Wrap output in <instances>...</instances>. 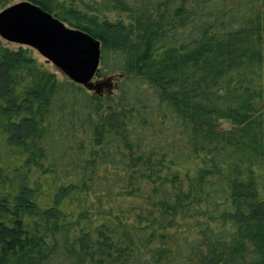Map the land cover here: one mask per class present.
Returning a JSON list of instances; mask_svg holds the SVG:
<instances>
[{"label":"trees","instance_id":"trees-1","mask_svg":"<svg viewBox=\"0 0 264 264\" xmlns=\"http://www.w3.org/2000/svg\"><path fill=\"white\" fill-rule=\"evenodd\" d=\"M28 1L115 87L0 38V264H264V0Z\"/></svg>","mask_w":264,"mask_h":264},{"label":"water","instance_id":"water-1","mask_svg":"<svg viewBox=\"0 0 264 264\" xmlns=\"http://www.w3.org/2000/svg\"><path fill=\"white\" fill-rule=\"evenodd\" d=\"M0 38L34 49L69 80L95 93H109L115 87L111 77L96 79L99 41L28 0L0 10Z\"/></svg>","mask_w":264,"mask_h":264},{"label":"rangeland","instance_id":"rangeland-1","mask_svg":"<svg viewBox=\"0 0 264 264\" xmlns=\"http://www.w3.org/2000/svg\"><path fill=\"white\" fill-rule=\"evenodd\" d=\"M12 44H13V43H12ZM13 45H14V44H13ZM15 45H16V44H15ZM33 50H34V49H33ZM34 52H35V55L38 57V59H39L40 61L46 63L45 60H44V58H43L42 56H40L35 50H34ZM49 67H50L51 69H53V70L56 72V74H57L58 77H60V76L62 75V73L59 72V71H58L53 65H51L50 63H49ZM96 79H98V77H96ZM220 126H221V127H225V128H227V127H229V124L226 123V122H224V121H221V122H220Z\"/></svg>","mask_w":264,"mask_h":264}]
</instances>
